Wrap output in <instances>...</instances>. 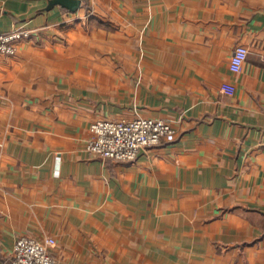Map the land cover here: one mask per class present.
<instances>
[{"label": "crops", "instance_id": "crops-1", "mask_svg": "<svg viewBox=\"0 0 264 264\" xmlns=\"http://www.w3.org/2000/svg\"><path fill=\"white\" fill-rule=\"evenodd\" d=\"M17 28L0 259L28 235L54 237L60 264H264V0H0V32ZM138 116L175 133L134 160L87 149L94 121Z\"/></svg>", "mask_w": 264, "mask_h": 264}, {"label": "built area", "instance_id": "built-area-1", "mask_svg": "<svg viewBox=\"0 0 264 264\" xmlns=\"http://www.w3.org/2000/svg\"><path fill=\"white\" fill-rule=\"evenodd\" d=\"M30 35L26 28H17L10 32H0V54H15L19 42ZM250 49L247 45H238L231 58L230 67L241 72L248 59ZM222 88L232 94L236 88L224 82ZM91 137L87 149L102 158L126 161L136 159L145 149L156 146L166 137L175 133L171 121L151 116H138L130 120H97L92 123ZM56 244L53 237L38 240L28 235L20 236L9 259L0 260V264H59L52 254L51 247Z\"/></svg>", "mask_w": 264, "mask_h": 264}, {"label": "water", "instance_id": "water-1", "mask_svg": "<svg viewBox=\"0 0 264 264\" xmlns=\"http://www.w3.org/2000/svg\"><path fill=\"white\" fill-rule=\"evenodd\" d=\"M59 4L70 11L76 12L82 5V0H50V6Z\"/></svg>", "mask_w": 264, "mask_h": 264}, {"label": "rangeland", "instance_id": "rangeland-1", "mask_svg": "<svg viewBox=\"0 0 264 264\" xmlns=\"http://www.w3.org/2000/svg\"><path fill=\"white\" fill-rule=\"evenodd\" d=\"M99 120H105V119H99ZM110 120H112V119H110ZM96 121H97V120H96ZM94 122H95V121H94ZM94 122H93V123H94ZM91 125H92V124H91ZM90 128H91V127H90ZM88 140H89V139H88ZM87 143H88V141H87ZM87 143H86V146H87ZM49 237H52V236H49ZM53 238H54V237H53ZM54 239H55V238H54ZM55 240H56V239H55ZM15 243H16V242H15ZM56 243H57V241H56ZM52 247H53V246H52ZM52 247H51V248H52ZM13 252H14V251H13ZM56 258H57V257H56ZM0 260H4V259H0ZM58 261H59V260H58ZM59 264H60V263H59Z\"/></svg>", "mask_w": 264, "mask_h": 264}]
</instances>
